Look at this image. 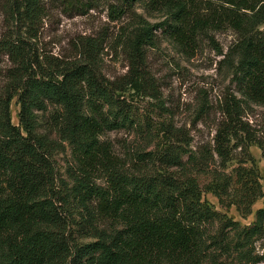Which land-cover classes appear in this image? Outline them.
<instances>
[{
    "label": "trees",
    "instance_id": "1",
    "mask_svg": "<svg viewBox=\"0 0 264 264\" xmlns=\"http://www.w3.org/2000/svg\"><path fill=\"white\" fill-rule=\"evenodd\" d=\"M10 1L19 22L34 25L41 19L45 0ZM51 1L66 2L71 9L89 6ZM113 2L109 5L112 20L136 14L137 4L167 14L157 26L141 24L130 40L138 60L144 46L152 44L155 29L187 54H193L210 32L234 31L238 41L231 51L238 61L233 82L242 100L264 107V33L259 31L264 0ZM8 47L11 55H17L18 49ZM94 54L93 49L86 62L49 63L38 71L26 57L16 58L12 83L0 96V264H203L216 253L250 261L255 240L264 236V209L256 212L253 225L241 227L203 201L196 177L209 170L208 158L206 152L197 156L189 149L187 135L167 129L159 148L140 156L156 171L124 170L103 136L121 129L142 132L131 106L121 99L125 87L140 89V65L132 67L128 82H110L97 72ZM15 99L20 106L19 126L11 122ZM225 105V121L216 132L210 157L219 160L214 165L226 169L234 148L248 150L254 144L264 158L262 145L243 121L242 106L235 101ZM50 107L54 110L51 125L71 147L79 172L73 186L62 191L52 163L56 143L38 133V113ZM245 162L253 164L254 159L247 155ZM221 170L214 171L208 191L222 206L234 205L241 214L250 215L262 191L240 181L239 172L234 182ZM234 184H240V189H233ZM69 203L86 213L85 228L93 242L78 244L72 239L69 228L74 212ZM64 206L69 216L63 215Z\"/></svg>",
    "mask_w": 264,
    "mask_h": 264
},
{
    "label": "rangeland",
    "instance_id": "2",
    "mask_svg": "<svg viewBox=\"0 0 264 264\" xmlns=\"http://www.w3.org/2000/svg\"><path fill=\"white\" fill-rule=\"evenodd\" d=\"M66 1L87 2L89 6L83 10L71 9L66 2L45 0L41 19L37 24L30 25L19 22L10 0H0V96L3 97L12 83L18 66L16 58L19 56L26 57L38 71L40 66L48 67L49 63L86 62L94 49L97 72L104 79L116 83L128 82L133 74L132 67L140 65V89L125 87L121 99L131 106L136 124L141 126L142 132L121 129L103 136L112 145L124 170L131 174L156 171L140 156L155 152L167 129L173 133L180 131L187 135L186 140L193 153L198 156L206 152L208 158L209 170L196 177L203 188V201L241 227L253 225L256 212L264 209L262 150L255 144L248 150L234 148L232 159L224 170L214 165V161L219 162L215 155L214 160L210 158L214 154L216 132L225 121L223 111L226 101H235L242 106L243 121L249 124L252 134L264 149V107L242 100L233 82L238 58L231 49L238 41L236 33L231 29L210 32L207 37L200 39L193 54H187L162 30L155 29L149 42L152 44L144 46L138 60V55L131 50L130 40L141 24L157 26L164 22L167 19L166 12H153L137 4L134 8L136 14L112 20L109 5L114 4L113 0ZM259 31L264 33V22L259 26ZM8 45L18 49V56L11 55ZM19 112L20 106L15 99L11 104V122L15 126H19ZM53 112L50 107L46 112L38 113V133L56 143L52 163L56 167V179L62 191L64 186H73V179L79 176V172L71 147L60 140L51 125ZM247 155L253 157V164L245 162ZM220 170L233 178L234 182H237L239 172L240 181L262 191L263 197L255 201L250 215L241 214L234 205L222 206L215 194L208 191L207 187L214 181V171ZM98 184H103V180H99ZM240 187V184H234L233 189ZM68 208L74 212L69 228L72 239L78 244L93 242L94 239L85 228L86 213L70 203ZM64 212L63 215H70ZM251 253L253 258L250 261L236 255L216 253L203 264H264V236L255 240Z\"/></svg>",
    "mask_w": 264,
    "mask_h": 264
}]
</instances>
